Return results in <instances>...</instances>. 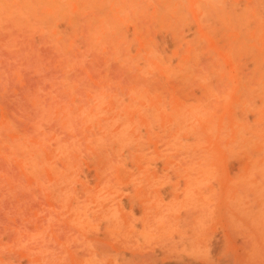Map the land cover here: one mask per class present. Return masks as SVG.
I'll return each instance as SVG.
<instances>
[{
	"label": "rangeland",
	"instance_id": "374dc122",
	"mask_svg": "<svg viewBox=\"0 0 264 264\" xmlns=\"http://www.w3.org/2000/svg\"><path fill=\"white\" fill-rule=\"evenodd\" d=\"M0 264H264V0H0Z\"/></svg>",
	"mask_w": 264,
	"mask_h": 264
}]
</instances>
